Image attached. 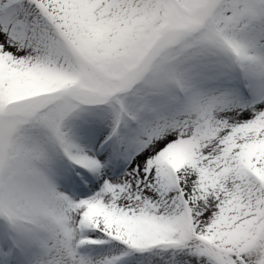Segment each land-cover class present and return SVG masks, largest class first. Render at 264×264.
<instances>
[{"label": "snow or ice", "instance_id": "obj_1", "mask_svg": "<svg viewBox=\"0 0 264 264\" xmlns=\"http://www.w3.org/2000/svg\"><path fill=\"white\" fill-rule=\"evenodd\" d=\"M0 264H264V0H0Z\"/></svg>", "mask_w": 264, "mask_h": 264}]
</instances>
